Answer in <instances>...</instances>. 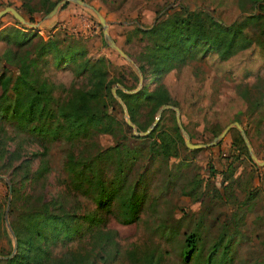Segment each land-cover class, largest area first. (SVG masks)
Returning <instances> with one entry per match:
<instances>
[{
  "label": "rangeland",
  "instance_id": "374dc122",
  "mask_svg": "<svg viewBox=\"0 0 264 264\" xmlns=\"http://www.w3.org/2000/svg\"><path fill=\"white\" fill-rule=\"evenodd\" d=\"M49 1L57 0H0V8L13 6L33 23L21 22L6 10L0 15V32L12 27L35 32L28 43L20 46L0 37V66L1 53L6 48L36 56L37 47L43 41L54 40L57 47L49 49L37 59V63L31 67V74L50 81L52 94L60 97L68 95L73 88L89 86L86 74L77 69V64L86 58L103 65L107 77L116 75L128 84L135 83V57L146 49L149 40L134 27L150 26L160 14L179 7H204L227 23L252 10L247 0H241L246 9L243 11L237 0H84L102 14L107 21L108 35L128 55L130 60H127L108 45L91 9L66 0L52 15L46 17L48 10L45 9H49ZM244 31L264 39L254 23H248ZM72 47L78 54L75 61L55 59L56 53ZM143 83L147 89L157 83L166 86L178 104L179 119L191 142L211 140L213 135L209 127H222L239 112L240 124L249 131L252 152L257 160L264 158L263 104L251 109L239 91L247 89L246 96L253 100L264 89V49L251 44L225 60H220L215 54L205 53L172 67L156 82L149 78L141 79L138 88ZM137 84L138 77L135 86L129 89L136 88ZM121 86L119 82L110 84V92L114 97L106 104L112 122L110 129L94 132L74 142L62 137L51 138L48 134L43 137L38 131L29 132L21 128L14 119L0 118V252L9 249V241L2 233V226L13 241L4 218L8 223L14 218L26 194L36 196L40 193L44 199L62 197L65 207L78 213L96 209L97 204L91 192L81 193L68 185L71 179L67 155L71 153L76 158L79 156L76 150H80L81 157L85 158L86 154L115 142H123L137 144L139 153L121 192L133 186L141 194V201L137 218L131 222L118 219V199L112 200L108 211H104V208L97 210L102 211L105 217L102 225L116 231L108 247H117L119 250L117 256L103 264H132L127 250L136 248L140 254L153 247L162 251V264H178L177 243L183 233L195 228L201 233L205 245H209L219 234L233 235L232 259L228 264H264V162L256 163L248 150H238L230 144L229 129L232 127L217 144L190 151L192 148L184 144L180 130L179 135L175 131V112L171 107L164 108L160 113L157 130L162 128L175 135L179 149L174 155L161 156L154 151L155 148L150 149L149 137L141 139L131 135L136 133L132 132V127L125 120V112L129 118L130 112L115 92V87ZM112 88L118 97L112 93ZM9 94L12 95L10 90ZM155 111L151 110L148 103L136 105L133 115L140 125L138 128L132 121L136 131H142L149 125ZM42 151H45L43 158L47 161V170L31 179L28 176L38 165ZM23 157L29 159L28 176H24V168L19 165ZM77 160L80 162L79 158ZM113 165L111 160L100 164L103 177L112 173ZM7 182L10 183V192ZM167 230L174 233L167 234ZM66 247L81 251L92 247L91 254L97 251V246L86 237L71 239L65 245L57 242L51 249L58 252ZM97 262L99 264L100 260Z\"/></svg>",
  "mask_w": 264,
  "mask_h": 264
},
{
  "label": "trees",
  "instance_id": "16d2710c",
  "mask_svg": "<svg viewBox=\"0 0 264 264\" xmlns=\"http://www.w3.org/2000/svg\"><path fill=\"white\" fill-rule=\"evenodd\" d=\"M237 2L241 11L246 10L241 0ZM247 2L252 10L227 23L217 18L207 8L179 7L160 14L150 26H135L134 28L145 34L149 40L146 49L135 57L142 79L149 78L156 82L172 67L205 53L215 54L220 60H225L251 44L264 49V39L253 37L252 34L248 35L244 31L248 23H254L258 26L260 34L264 36V0H247ZM49 3L50 9L55 2L49 1ZM34 35V31L19 27L0 32L2 39L11 41L16 46L28 43ZM56 47L54 40L48 39L37 47L36 56L27 55V52L22 54L11 48H6L1 53L0 118L14 119L21 128L28 129L29 132L38 131L43 137L48 134L51 138L62 137L72 142L89 137L94 132L109 130L112 122L106 104L108 100L114 98L110 92V84L119 82L126 89L134 87L137 82L136 73H133L135 83L128 84L119 76L107 77L103 65L86 58L77 64V69L86 74L89 86L73 88L65 97L54 96L51 90L52 83L45 78L32 76L31 67L49 49ZM77 56V51L72 47L56 53L55 59L73 62ZM9 90L12 95L9 94ZM246 90L244 88L239 91L240 95L246 98L250 108L254 109L263 104L261 109L264 111V89L259 97L253 100L248 99ZM115 92L125 103L131 121L138 128L140 125L133 115V109L138 103L150 104L152 111L161 103L178 105L163 83H157L151 89L145 88L143 83L132 92L115 87ZM238 113H235L233 119L240 123ZM222 127L210 126L209 132L214 136ZM157 128L158 121L148 133L131 135L141 139L149 137L150 149L155 148L154 151L163 157L176 154L179 149L176 136L165 129L157 130ZM174 128L179 135L176 124ZM243 128L250 141L249 131L246 127ZM229 134L231 145L236 146L238 150L247 151L235 127L229 129ZM76 151L79 154L76 158L71 153L67 155L71 179L68 185L81 193L91 192L97 204L96 209L78 213L65 207L62 197L51 196L44 199L40 193L36 196L26 194L24 203L18 207L14 218L9 221L13 234L12 242L2 226V233L9 241V249L0 252V264H98L97 260H100L99 264H103L117 256L118 248L108 247L113 242L112 237L116 231L102 225L105 217L102 211L97 210L104 208V211H108L112 200L118 199L120 213L118 219L122 222H131L137 218L141 194L137 193L133 186L123 193L121 190L127 184L128 172L139 153L138 145L115 142L86 154L85 158L81 157L80 150ZM44 153L45 151L40 152L38 165L29 176V159L27 157L21 159L19 165L24 168V176H31L33 179L47 170ZM106 160L113 162L114 169L110 175L103 177L100 164ZM224 170L225 168L222 169ZM172 233L174 232L167 230V234ZM83 237L96 245L97 251L91 254L92 247L84 251L71 247L58 252H53L51 249L57 242L65 245L71 239L80 240ZM232 239L231 233L219 234L209 245H205L201 233L196 228L185 232L176 246L178 264H228L227 262L232 259ZM13 242L15 249L11 252ZM126 253L132 264H162L164 257L157 247L140 254L136 248H131Z\"/></svg>",
  "mask_w": 264,
  "mask_h": 264
},
{
  "label": "water",
  "instance_id": "95a60500",
  "mask_svg": "<svg viewBox=\"0 0 264 264\" xmlns=\"http://www.w3.org/2000/svg\"><path fill=\"white\" fill-rule=\"evenodd\" d=\"M65 1H66V0H57V1L52 5V7L46 12L45 16L48 17V16L52 15V14L57 10V8H58L62 3H64ZM72 1H75V2H77V3H80L81 5H84V6L88 7L89 9H91V10L95 13V15H96V17H97V19H98V21H99L101 27H102V33H103L105 39L107 40L108 45H109L110 47L114 48V49L117 51V53H119L120 55H122L124 58H126L127 60H130V58L128 57V55H127V54H126V53H125V52H124V51H123V50H122V49H121V48H120V47L114 42V40L108 35V33H107V21L104 19V17L102 16V14H101V13H100V12H99V11L93 6V5H91L90 3H88V2H86V1H84V0H72ZM6 10H7V11H10V12L14 15V17H16L17 20H19V21H21V22H24V23H27V24H33V23L29 22V21L26 19V17H25L22 13L18 12L13 6H10V5H5V6H3L2 8H0V15H1V13H3V12L6 11ZM135 70H136V72H137V77H138V84H137L136 88H134V89H126V88H124L123 86H121L122 89H124V90H126V91H134V90H136V89L138 88L139 83L141 82L142 76H141V72H140V70H139V68H138L137 65H135ZM111 91H112V93H113L114 95H116L115 92H114V89H113V88L111 89ZM116 96H117V95H116ZM117 97H118V96H117ZM167 107H171V108L174 109V112H175V115H174V116H175V122H176V125H177L178 129L180 130V132L182 133V135L184 136V144H185L187 147H190V148H198V147H202V146H206V145H215V144H217V142L219 141V139L225 135V133L228 131V129H229L230 127H235V128L238 130L239 134L241 135V137H242V139H243V142H244V144H245V146H246V148H247V150H248V153H249L250 157H251L254 161H256V163H258V164H262V163L264 162V158L261 159V160H257V159H256L254 153H253L252 150H251V146H250L249 140H248V138H247V136H246V134H245V132H244V128H243L242 125H241L237 120H235V119H233V120L227 122L225 125H223V127L221 128V130H220L216 135H214V136L212 137L211 140H209V141H207V142H204V143H200V142H191V141L189 140L188 133H187L186 130L184 129V127H183V125H182V123H181V121H180V119H179V109H178V107H177L176 105H172V104H170V103H161V104L156 108V111H155V114H154V116H153L152 121H151V122L149 123V125H148L144 130H142V131H136L135 126H134V123L130 120V118H129V116L126 114V112H125V120H126V122L132 127V132H133V133H136V134H146V133H148V132L152 129V127H153V126L156 124V122L158 121L161 111H162L164 108H167ZM0 176H2V175L0 174ZM7 187H8V192H10V183H9V182H7ZM6 202H7L6 204H8V202H9V196H7V200H6ZM4 219H5L6 227H7L8 230L10 231L11 235H13V234H12V231H11V228H10V225H9V223H8V221H7V219H6V218H4ZM14 249H15V242H13L11 252H13Z\"/></svg>",
  "mask_w": 264,
  "mask_h": 264
}]
</instances>
